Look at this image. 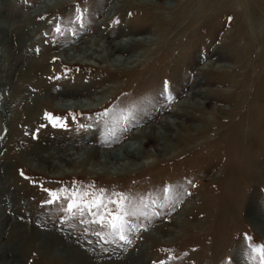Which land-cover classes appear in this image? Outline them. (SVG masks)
Here are the masks:
<instances>
[{
	"label": "rangeland",
	"instance_id": "374dc122",
	"mask_svg": "<svg viewBox=\"0 0 264 264\" xmlns=\"http://www.w3.org/2000/svg\"><path fill=\"white\" fill-rule=\"evenodd\" d=\"M46 1L16 5L30 14ZM69 1L28 22L34 36L27 55L42 64L35 79H13L21 93L0 89V185L11 200L0 208V264H66L54 237L74 246L85 258L81 264H261L252 247L264 245V0H151L119 11H110L115 0ZM100 32L114 42L133 32L158 43L129 71L64 59ZM114 85L123 89L96 110L62 106ZM49 93L52 108L24 111ZM187 98L198 106L188 111L194 117L174 118L192 129L170 130L173 149L162 154L156 152L162 140L141 138L148 154L141 160L149 165L132 173L59 170L60 162L34 156V148L42 157L41 148L111 149L142 119V128L174 121L170 112ZM45 113L66 126L53 127ZM113 223L123 225L126 239ZM16 225L24 237L12 235ZM32 230L41 237L30 244Z\"/></svg>",
	"mask_w": 264,
	"mask_h": 264
},
{
	"label": "bare ground",
	"instance_id": "6f19581e",
	"mask_svg": "<svg viewBox=\"0 0 264 264\" xmlns=\"http://www.w3.org/2000/svg\"><path fill=\"white\" fill-rule=\"evenodd\" d=\"M17 1L18 0H0V62L7 63V66L5 68L0 69V89L7 90V92L9 93H11V91H15L18 93H21V91L23 92V86H20L18 83H13L12 80L18 78L19 80H27L28 82H30L35 79L31 77L32 73L35 72L34 69L39 68V66L41 67L42 65L36 60H32L31 58H29V56L27 55V41L33 39L34 36L30 32L31 30H29V27L31 25L28 27V22L36 21L37 19L45 16L51 11L57 10L61 6L67 5V3L70 2L69 0H47L46 3H44L40 8H35V10L33 9L34 11H32V13L25 14L20 8L17 7ZM135 3L139 5H146L150 4L151 0H115V2L113 1L110 11H119L122 9V7H127L128 5L133 6ZM176 6L177 4L174 5V7ZM111 14L112 13H109L108 16L104 17V19L100 21V23L98 24L99 29L110 22V17L112 16ZM112 36L113 35L111 34L100 32L96 34L92 40H90L89 42H85L84 46L78 47L76 50H74V53L63 54L64 59L68 61H74L73 63L78 65H89L94 69L103 70L108 66L112 68H119L120 70L129 71L140 67L141 62H143L141 59L146 57L147 52L151 50V48L148 47L149 44L156 46L158 43L157 39L142 37L141 35L135 34L133 32H128L124 35V38L116 42H114L113 40V42L110 41ZM15 41H18L17 47L13 46ZM134 51H137L135 55L125 57V54L132 53ZM25 68L26 70L23 72L22 69ZM202 69L206 70L207 68L203 67ZM24 74L28 75V77L24 78ZM35 85L39 86L37 82ZM121 89H123L122 86L119 87L118 85H114L112 87L97 91L96 93H94V97H90L89 99L68 98V100H64L65 102L61 103L62 106L66 107L67 110H78L81 108H86L83 110L91 111L92 106H105L109 102V98L113 95L112 91L114 90V92H119L121 91ZM193 96H202V93L195 92L193 93ZM34 102L35 107L33 109L28 108L27 106L24 111H26V109L28 111L29 109V111L33 110L35 112L39 109V106L49 109L52 108L53 93H49L48 96L43 98H37L34 100ZM197 103L199 104V102ZM195 104L196 102H191L188 98L185 100H181L175 105V108L177 110L171 111L169 117H175L178 118V120L184 118H193L194 116L188 114V111L194 110L196 109V107L198 108V106ZM19 105H21V103L18 104V106ZM123 106L132 107L133 105L127 104L125 102ZM20 107H22V105ZM96 109L97 108H94L92 110ZM135 109L132 107L130 112H135L137 110ZM178 110H181V112H179ZM142 111L144 112L145 109L143 108ZM175 118L174 121H171L168 118L160 119L155 124L148 123L145 128L141 127V125H144V123H146V120L142 119V121H140L136 125L138 126V128H136V132H133L131 136L122 144L117 145L116 143L117 146H114L115 142L110 143L111 149L98 150L96 148H83L81 150H75L73 148V151L70 152L55 148L54 150L52 149L54 152H51V148H41V150L46 153L42 157L38 156L40 148H34V156L36 159L41 157L40 163L44 164L53 163V160L60 162L61 165L55 164L54 166V168L59 170H63V167L78 169L89 166L91 167V170H100V172L104 174H129L132 173L135 169H139L142 166L148 164L147 162H142L141 160L143 156L147 157L148 155L142 153L141 151V138L149 137L162 140V142L159 143L156 149V152L158 151V153L162 154L163 152H169L173 149L171 143L169 144V142L172 140H169L167 138V133L170 130H178L177 132H180L182 130L187 131L188 129H192V126L188 127L184 122L175 121ZM196 130H199V127H196ZM182 140L183 136L181 134H178L175 141L180 142ZM30 160L32 159H25L24 161L28 162ZM8 196L9 194H7L6 192V187L0 185V208H3L5 205L10 204L11 200L9 201ZM3 217H5L4 214ZM1 227H3L2 221H0V228ZM12 235H21L22 237L24 235V232L22 231V228L20 226L16 225V227H14L13 229ZM40 237L41 235L39 234V232H37L36 230H32L31 240L29 243H35ZM54 239L55 241L52 240V242L57 246L56 251L66 254V264H81V262L85 260L80 252L78 253L76 251V248L74 246L68 245L69 243L61 246L62 243H57L59 239L57 237H54ZM60 246L61 248H59ZM46 253V255L52 254L49 255V257L53 256V253ZM63 261L64 259L59 260L57 264H64Z\"/></svg>",
	"mask_w": 264,
	"mask_h": 264
},
{
	"label": "snow or ice",
	"instance_id": "6c2138e0",
	"mask_svg": "<svg viewBox=\"0 0 264 264\" xmlns=\"http://www.w3.org/2000/svg\"><path fill=\"white\" fill-rule=\"evenodd\" d=\"M45 117L52 123L53 127H65L66 125H64L62 122H61V118L60 117H53L50 113H45ZM21 175L23 176L24 173L21 172ZM53 196V199L56 198L55 194H52ZM73 207H75L74 204H69V209L71 210ZM117 220L120 219V217H116ZM111 227L113 228V230L115 231V233L117 235H119V238L121 240H124L126 239V237L124 236L123 234V225L120 224H116V223H113L111 225ZM251 247V245H250ZM252 251L253 253H258L260 255V258H261V264H264V245H259V246H256V247H252ZM161 264H164L163 261H161Z\"/></svg>",
	"mask_w": 264,
	"mask_h": 264
}]
</instances>
